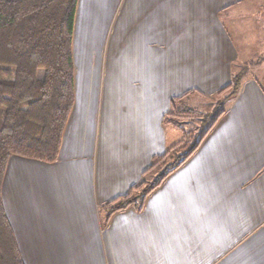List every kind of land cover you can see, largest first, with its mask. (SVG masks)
Returning <instances> with one entry per match:
<instances>
[{"label":"crops","instance_id":"crops-1","mask_svg":"<svg viewBox=\"0 0 264 264\" xmlns=\"http://www.w3.org/2000/svg\"><path fill=\"white\" fill-rule=\"evenodd\" d=\"M80 1L57 158L13 155L2 180L24 264H264V0H117L109 31L102 0ZM255 13L251 53L230 30L245 38ZM250 60L196 149L140 205L108 213L181 139L164 123L172 101H214Z\"/></svg>","mask_w":264,"mask_h":264},{"label":"trees","instance_id":"trees-1","mask_svg":"<svg viewBox=\"0 0 264 264\" xmlns=\"http://www.w3.org/2000/svg\"><path fill=\"white\" fill-rule=\"evenodd\" d=\"M77 4L78 0H0V264H24L2 203L6 164L13 155L53 162L74 102L72 38ZM243 75L242 70L233 77L214 115L180 99L172 101L164 123L180 128L181 139L153 157L145 172L154 171L155 178L131 187L118 203H108V213L140 205L196 149ZM196 114L201 115L199 129L180 127L179 120L194 124Z\"/></svg>","mask_w":264,"mask_h":264},{"label":"rangeland","instance_id":"rangeland-1","mask_svg":"<svg viewBox=\"0 0 264 264\" xmlns=\"http://www.w3.org/2000/svg\"><path fill=\"white\" fill-rule=\"evenodd\" d=\"M87 1L88 0H81L80 1V4H79V5H81L80 7L81 8L84 7V6L86 7ZM116 1L117 0H102V2H103V5H102L103 14H104V16H109V19H111L110 22H108V27H107L108 30L107 31L110 30L111 24L113 22V19H114L115 13H116V7H115ZM80 7H79V9H80ZM260 14L261 13H259V14H256V13L253 14L251 16L250 20H248V18H247V20L249 21V27H245V29L247 30V33H246L245 38L240 37L241 31H239V33H234L233 31H231L229 29L227 23H225L226 24V28L228 27V29L230 30V32L232 33V35L234 36V38L238 42H240V41H248V43H249L248 46H249V48H251V51H250L251 53L254 52V51L255 52H259L260 45L262 44L261 40L258 38V36H260V32L259 31H254V29H256L255 26L257 24L255 22V18H257L259 20L263 19V17H260ZM253 37H256V39H254V41H256V42H253V39H252ZM257 38L259 39L258 41H257ZM257 60H260V58L258 57ZM97 61H98L97 60V57H94L93 58V63L91 65V69H92V71H91V77L92 78H95ZM254 62L256 63V60H250V61H247L245 63L238 62L237 67L235 66L236 67L235 68V72H236L235 74H238L242 70L244 71V74H245L246 73V70L250 67L249 65H252ZM259 62H261V63L263 62L264 63V60L262 61V59H261V61H259ZM102 70H103V61H102V66H101V71ZM249 71H251V70L249 69ZM227 91L228 90H226L223 93H220V95L214 101L213 100L212 101L211 100H207V101H204L202 103L199 100L196 101V98H192V105L191 106L194 109H197V106H199V109H197V110L202 111V112H208V113H211L212 115H214V114H216V112H218L221 109L220 106H218L216 108V103L218 101H220V99L224 98L229 93ZM199 117H201L200 114H196L194 116V118H193L194 124L193 123L192 124H189L187 122V120H179V125L184 130H192V129L193 130H196V129H199V127H197V125H199V123H200ZM150 173L154 174V177H153V179H154L155 176H156V173L154 171H150ZM145 182H147V181H145ZM148 182H150V181H148Z\"/></svg>","mask_w":264,"mask_h":264}]
</instances>
